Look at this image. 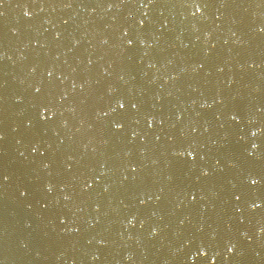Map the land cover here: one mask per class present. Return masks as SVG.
<instances>
[{
  "label": "water",
  "instance_id": "obj_1",
  "mask_svg": "<svg viewBox=\"0 0 264 264\" xmlns=\"http://www.w3.org/2000/svg\"><path fill=\"white\" fill-rule=\"evenodd\" d=\"M0 137V264H264V0H0Z\"/></svg>",
  "mask_w": 264,
  "mask_h": 264
},
{
  "label": "snow or ice",
  "instance_id": "obj_2",
  "mask_svg": "<svg viewBox=\"0 0 264 264\" xmlns=\"http://www.w3.org/2000/svg\"><path fill=\"white\" fill-rule=\"evenodd\" d=\"M27 14H28V13L26 12L25 15H27ZM128 43H129V44H132L133 41H132V40H129ZM89 62H91V61H89ZM52 75H53V73H52L51 71H49V72H48V76L51 77ZM40 92H41V88H40V87H36V88H35V93H40ZM117 104H118V108H119V109H125V104H124L123 102L117 101ZM132 107H135V105H132ZM112 111L115 112V111H117V109H116V108H113ZM113 125H114L115 127H122V125L119 124L117 121H113ZM0 139H2V137H0ZM32 151L35 152V151H38V149L35 148V147H33ZM21 155H23V153H21ZM41 155H42V153H41ZM189 155H191V153H189ZM44 167L47 168L48 165H47V164H44ZM204 174L207 175L206 172H205ZM4 179H7V177L5 176ZM251 183H252V184H256V183H257V180H256V179H252V180H251ZM90 186H91V185H89V187H90ZM49 191H52V186H49ZM22 195H23V193H22ZM193 198H195V197H193ZM65 199H68V197L65 196ZM235 199H236V200H239V199H240V196H239V195H235ZM141 203H144V201L142 200ZM254 207H259V205L254 204ZM228 251L231 252L232 249H231V248H228ZM200 252H201L202 255H205V254H206V253H205V250H204L203 248H201Z\"/></svg>",
  "mask_w": 264,
  "mask_h": 264
}]
</instances>
